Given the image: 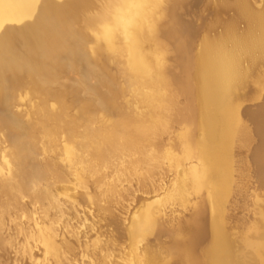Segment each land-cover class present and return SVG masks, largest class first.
Instances as JSON below:
<instances>
[{"label":"bare ground","instance_id":"1","mask_svg":"<svg viewBox=\"0 0 264 264\" xmlns=\"http://www.w3.org/2000/svg\"><path fill=\"white\" fill-rule=\"evenodd\" d=\"M147 1L148 0H0V130H1V133L3 132V134L6 135L5 136L6 139L4 141L9 140L11 143V144L9 142L7 143V145H9L10 147L9 146L4 147L5 146L4 142L3 143L0 142L1 144H3L2 145L3 148H5V150L3 149L0 150V194L5 192L4 195L5 194L7 195L8 192H12V194L16 192L18 195H20L18 196L15 193L17 203L18 202L22 203L21 202L22 201L21 198L23 197V196L21 197L22 193L23 195L26 194V196L28 194V197H30L31 200L32 198H34V194H35L36 198H39L42 196L43 198L45 197L47 199H50L48 201L51 202L52 200L55 199V197L54 199H51V195H50L51 187L54 186L53 184L56 181L61 180L64 177L62 166H66L69 169L78 166L79 169L77 171L78 173L77 180L78 182L79 181L82 182L85 175L95 176V178L97 176L99 180V178L101 177L102 170L108 167L109 168L116 167L115 162L119 158L123 159V157H127V160L129 159V164L134 169L141 162L145 163V161L146 162L149 161L151 163L158 156L159 151H157V149H158V143L160 142L159 139L167 131L168 126H169L168 125L169 120L167 121L166 119L168 117L165 115L166 111L172 112V114L168 112H166V114L167 113L171 114L172 117L170 115L168 116L170 118H173L175 122L177 121L178 123L183 124V129L180 131V136H181V144H180L181 146L180 147L182 148L181 150L183 152V155L186 157V159L187 158L192 159V157L195 158L194 156L196 154L200 156L201 155L204 156L203 153L207 148L206 147L204 148L203 141H207V140L209 141V140L216 139V138L218 139L220 137L230 138L231 132H233L234 129L237 131L236 136L238 135L243 145L246 146L250 134H249L248 127H246L242 123L241 119H243L242 118L243 116L247 115V112H246L247 110L241 107L239 108L238 104L236 105H232V104L235 103L234 101L238 99L236 98L238 95V91H237L238 88H241L242 85L244 86L246 79L252 74L257 64L260 62V60L261 62L263 61L262 58H264V10L262 12H257L253 10L250 7V4L248 3V1L246 0H233V1L223 0L221 1L222 3L220 5L222 8L225 9V8L231 7L233 9L234 17H232V19L229 21H225V22L220 21L221 32L218 33L216 37L212 39H204L203 41L204 46H202L204 49H203L202 57L200 59L201 61L197 60L200 63L198 67L196 68L195 66V69L193 70L191 57L187 55L188 52L187 53L185 52L184 45L186 43L184 42L185 43V44L183 43L184 45L181 44V41H179L177 37H179L181 34H184V32L189 31L190 24L192 23L191 22L192 17L194 18L193 5H194L195 0H165L167 2V6L164 8L163 20L161 18V20L158 21V22H162V21L165 22L166 23V25H164L165 28L164 26L161 25V28L163 30L156 29L152 31V33H148L149 30H147L148 32L146 31V28L149 26V23L146 19L144 20V15L147 16L148 14L147 12L152 10V9L146 10ZM152 1L154 0H151V2ZM157 4H158V0L156 3V7H158ZM145 11H147L146 12L147 14H144ZM152 11L154 12V10ZM156 11L154 12V14L156 13ZM149 15H150V12H149ZM148 18H150V16ZM238 19L245 22V27L242 31L236 30V22ZM163 22L161 24H163ZM150 25L152 26V23ZM157 25L158 27H160L159 24ZM150 28L151 27L149 26L148 29ZM152 30H153V26H152ZM150 32H151V29H150ZM171 37L174 38V40L172 41V44L171 42L167 41V38H171ZM146 41H149L153 44L152 48H151L152 44L150 45V48H147L148 46L146 47ZM226 42H231V45L230 46L226 45ZM167 43H170L172 45V48L176 52V57H177L175 64L170 65L171 67L170 69H169V63H168V69H166V71L169 72L170 75L166 76L164 79L166 84L168 85L170 84L172 86V88H169L172 90H169V92L167 93L166 92L163 93L166 95L158 96V98H156L157 101L155 100L154 102L155 104L154 103L147 104L148 106L152 104L153 109L150 108V106H149L150 109L147 108L148 106L145 105L146 101L144 103H140V105L142 104V106L143 104L147 106V107L145 106L143 107L145 111L147 109L149 110V111L147 110L145 113L141 112L142 110L140 106H139L140 109L138 108V106L136 107L140 112L136 111L134 106H133L134 108L128 107L126 104L129 105V101L127 100L125 101L127 103H125L124 101L122 102L126 106H122V103L120 101L122 99V96L125 95V93H127L126 92L127 90H128L127 94L129 95L130 91H133V89H136L134 85L137 82L147 84V86L151 88L150 86L152 85H148V83H145L146 79L143 73L145 71L152 72V67L154 66L153 65L154 64L153 62L154 52L156 51L159 52L158 49H161L162 46L167 47ZM122 44H123V48L120 51L119 48L122 47ZM254 52H258L259 54H262V58L260 59L259 57L260 55L256 54V56L258 55L257 56L258 63L256 64V62L254 61H249L250 59L249 58L248 62H250L251 64L247 67V69L240 70L239 68L241 67L240 65L241 57H243L244 55H246V57L249 55L254 56V54L253 55L250 54ZM241 54H243V56H240ZM256 56L254 59L252 57V60H255ZM119 57H122L123 61L119 60L121 59ZM174 57L175 55L173 56V58ZM160 58H162L161 55H160ZM165 58H168V57H165ZM166 61L168 60L166 59ZM197 61H194V62H197ZM255 61H257V59ZM261 62L259 64H261ZM73 73L76 74L75 77L71 76ZM161 78L160 80L163 83L162 81L163 78L162 79ZM154 82L153 84L156 85L155 83L157 81L155 83ZM162 83L161 85L159 86L157 85V86L159 88L160 86L161 88H163ZM118 86L120 87V90H122L121 91L122 95H120L121 92L119 91ZM260 86H264V78L261 80ZM139 87L141 88V84L140 86L138 85L137 88ZM144 87L145 86H143V88ZM243 89L244 88H242V90ZM144 92L141 93L140 91V93H136V95L143 94L141 96H145ZM147 93L148 92L146 91V94ZM150 94L153 95V93H150ZM158 94H159V91H158ZM131 95L134 96L135 94L133 95L131 93ZM263 95L264 94L257 92V94L253 95L251 98H253L254 100L256 98L263 97ZM155 96L156 94L154 95V97ZM181 97L184 98V100L182 99L183 102H181L180 106H175V108L173 109L174 107L173 105L178 101V99L180 101ZM138 99L141 100L142 98H138ZM143 99H145V97H143ZM257 101H259V99ZM261 101H262V98L259 101V104ZM148 102H150V100L147 101L146 103ZM204 104L205 105H209V104L216 105L217 106L216 108L217 109L219 108L218 112H215L217 111L215 108L213 115L211 113L212 116L210 117L205 113L201 115V117L197 118V115L195 117L194 114H196L195 111H196L197 105H204ZM15 107H17V109H15ZM259 107L261 109L260 105ZM263 107L264 105H262V108ZM151 109L153 111H150ZM72 110L74 111V113L72 112ZM262 112H263V109H262ZM206 116L209 118H206ZM84 117L87 122L94 120L93 123L95 124L96 123L95 121L97 120L98 124L92 126L89 123L84 122L85 121ZM258 123H260V120ZM196 124L197 126L199 125L198 127H201L202 131L204 132V135L202 134V136H200L199 138L195 136L197 134L193 135V133H195L194 132L195 130L192 131V128L195 129L197 127ZM76 125L80 128H77ZM194 125L196 127H193ZM255 126H254L255 129L258 128L257 129V137H258L257 139L260 140V144L258 142L259 140L257 141L258 144L260 145V148L256 150L255 155L258 158L259 163H261L262 165L260 166L264 167L263 166L264 165V125L260 123L258 127L257 126L255 127ZM250 133L252 134V136L255 135V133L254 134L252 132ZM61 138L64 140L62 144H60ZM221 141L224 142L226 140L221 139ZM168 145H169L168 147L171 146L170 144ZM14 146L15 148L11 149ZM161 148H165V147H161ZM172 148H174V146L171 147V149ZM256 148H257V145H256ZM40 154H47V155L52 154L56 159L55 158L52 159L49 156V158H47L46 160L43 161L41 159L42 161H40L39 160L40 158L38 159V157H40L39 156ZM134 154H137L139 156L136 157L135 155L134 157ZM217 155H218L217 156L218 158L219 154ZM14 162L15 163L17 162V164H15ZM157 164L158 163H156V165ZM151 166H150V169L153 168ZM74 169L76 170V168ZM263 169L264 168H261V171H263ZM179 170H182V169H179ZM199 170L200 169H198V172L197 170H194V169L191 171L195 175L194 186L196 190L194 192L195 196L193 200L196 205L194 204V206H192V208L187 213L182 212V215H178V216H182L184 219H181L178 221V223L174 224L173 220L170 218L169 215H165L166 217H162L164 216V214L162 213L159 216H154L153 210H156L155 206L153 205L154 202H149V203L146 201L144 202L145 200L144 198L142 199L143 206H142V209L139 210L140 211L138 212L139 214L134 215V217L131 216L132 219L131 218L130 219H131L132 232H130V235H139V234L141 235V234L148 233L147 235L154 234L155 237H157L163 231L166 232V234L168 235V242L165 241L166 242L165 244L164 243L162 244L160 242H158L159 243L158 244L156 242V244L153 243V245H155L154 248H151L152 247L151 245L149 249L148 248L145 249L147 252V255H149V256L146 255V259H144L146 260L145 264H166L170 260L166 258V255L172 247L178 245L185 250L183 252H186L188 248H192L196 246L198 242L200 243L205 242V247L203 251L201 252L202 255L204 256V259H202L203 260L202 264H248L246 262V259L247 261L250 259V258H247L248 256L252 257L254 260V262L251 263L252 261L251 259L250 261L251 264H264V257L260 260L259 258L257 259L253 257L252 255L253 252L252 251L250 252L249 249L247 252H246L247 249L246 250L244 249L245 250L244 253H246L245 257H242L244 255L240 256L238 254H235V252H232L230 248L233 246L232 241H235V239L227 233L225 227L223 228V225L220 222H217V223L214 222L215 218L213 216L209 218L207 217L205 207H202L197 201L201 198V194L203 191L202 189L203 187L201 183L198 182L197 173H199ZM188 173L189 172H187V174ZM263 173L264 171L260 174L261 178H264L262 177ZM187 174L186 175L183 174L185 178L187 177ZM117 178L115 180H117ZM88 180L90 181V179ZM88 180L86 182H88ZM181 182L182 181H180V183ZM165 183L167 182L165 181ZM133 185L134 184H132V186ZM162 186H159V187H162ZM184 187H186V185ZM110 188H112V185L107 183L106 189L110 190ZM190 188H192V186ZM163 189L161 191V194L163 192L162 195H164ZM83 190L85 191V189ZM167 191H168V188H167ZM150 194H145V195L146 197L148 195V198H149L151 197V195H153V193L151 195ZM4 195H0V197L2 198V196ZM111 196L113 195L111 194ZM158 196L160 197V195ZM209 198L213 199L212 193L210 194ZM221 198H218L217 196H215L214 202L215 203L216 202L219 203V201L221 202V200L223 199ZM102 199H103V196H102ZM4 200L6 203V198ZM147 201H150V200L147 199ZM0 203L3 204L1 201ZM12 203L10 205H12ZM104 203L106 202L104 201ZM139 204L142 205L141 203ZM6 205H9V203ZM10 205L9 207L11 208ZM18 206L17 208H20ZM45 206L48 208L47 205ZM60 206H59V209H60ZM4 208H6V206ZM2 209L3 208H0V218L4 214L2 213ZM11 210H9L10 213L13 212ZM55 210L56 212L58 211L57 209ZM46 211H50V210H46ZM212 211L213 209H211L210 213ZM5 212L6 213L4 214V216L6 217L8 215L7 214L8 212L7 211ZM22 212H18V213H22ZM47 214L48 213H46V215ZM183 214H187V216L184 217ZM21 215H24V214H21ZM33 215L30 216L29 214L30 217L28 218L33 217ZM36 217H39V216H36ZM47 217L48 215L45 216V218ZM110 217H112V220L114 221L115 226L119 227L120 226V223L118 221L119 217L117 218L116 216L118 220L113 216H110ZM125 217L124 219L127 220ZM0 220H1L0 221V236H1L0 238L2 239L3 234H6L5 231H7L5 230L3 231L4 233L2 232V230L4 229L3 226H5L4 223L5 222L8 223V222L7 221L4 222L3 218H1ZM38 220L40 219L38 218L37 221ZM44 220L41 219V221H44ZM58 220L59 219H57V221ZM99 221L101 222V220ZM113 221L112 222L110 221V222L113 224ZM27 222L29 223L30 221L27 220ZM48 225L50 226L49 223ZM88 225H90V223ZM8 226L10 225L8 224ZM256 226L259 227L257 224ZM110 227L111 226H109L108 229L111 230L112 228ZM250 227H252L254 231V229H256L255 223L251 225ZM43 228L45 227L43 226ZM48 228H45L42 230H38L39 229L38 228L37 231L35 228V231H36L35 233L28 232L29 233L28 234L26 233L27 228H23V226L20 227L19 225L17 231H21L29 235L28 237H31V241L33 239L39 241L40 244H42L45 252H48L49 254H53L54 256L58 258V256H61L59 255L61 251H59L60 248H58V245H56L54 242V237L56 235L54 236L51 229H48ZM102 228H106V227L104 226ZM94 229L96 231V226ZM14 232L16 231L12 232L15 235ZM100 233L102 234V232ZM259 233L257 231V235H259ZM66 234H70V233H66ZM108 234H107V237H108ZM117 234H118V231H117ZM88 235L89 234H87V236ZM255 235H256V232L252 236L254 237ZM261 236H263V234ZM16 237L13 236L12 238L16 239ZM122 237L123 236H121V238ZM129 237L131 238V236ZM76 239L77 237L75 238V240ZM87 239L88 238L85 239L86 242L88 241ZM96 239L94 242H91L92 241L91 240L90 241L91 244L92 243L94 244L96 242ZM107 239H105V241H107ZM125 239L127 240V238ZM98 240H100V238L97 239V242H96L98 243V245L95 243V245L92 244L93 246H91L90 244L91 247H89V244H88L87 248L89 249L93 247L98 248V246L101 243H103L104 248H105V245L108 246V244L111 243L110 242L107 244L105 242L106 243L105 244L103 242L104 239L100 240L101 242H99ZM16 241H18V239L15 240V242ZM130 241H133V240H130ZM11 242L12 240H10V243ZM15 242H12L13 245ZM78 242L79 241H77V243ZM134 242L135 241H133L132 243L134 244ZM4 243H7V242H4ZM24 243H27L26 240ZM112 243L113 244L111 248L113 247L114 243H117V242H112ZM146 243H150V242H145V244ZM141 244L143 243L141 242ZM4 245L5 244H3V246ZM124 245L126 244L124 243ZM78 246H80V244ZM6 247L7 246H5V248ZM23 248L24 247H22V250ZM97 248L96 250H101V249L104 250V248H100V246H99L100 249H97ZM107 248L111 249L109 248V246ZM134 248L137 249L138 246L136 248L134 245V247H132V250ZM30 249H31V246H30ZM93 249L91 251H93ZM108 249L105 248V251H108ZM69 250L67 251L69 252ZM114 250L112 249L111 252ZM81 251L82 250H80V252ZM105 251H103L104 254H101L99 252L98 255L99 254H101L102 256L106 255L105 253L107 252ZM121 251L118 250V252H121ZM140 251L141 250H139V253ZM142 251H141L142 253L141 255H143L145 252V251L143 252ZM233 251H234V248H233ZM7 252H9V249ZM45 252L43 254H46ZM0 253L2 255L3 250L2 252L0 251ZM259 253H260V250H259ZM91 254L89 252V255L91 257L94 256V254L95 256H97L96 253L94 254L91 253ZM108 254L109 253H107V256L114 255V254H109V255ZM247 254L249 255L246 256ZM14 255L12 257H14ZM101 255L99 256L101 257ZM120 255L121 254L119 253V256ZM68 256H70L69 253H68ZM99 256L95 257V263L97 264L100 263V261L99 263L97 262L98 259L101 260ZM161 256H165V259H167L168 261L162 258L161 260L163 261V263L162 261L160 262L159 258H161ZM181 256H184V254L181 253L179 255H175L173 256V259L176 257H181ZM192 256L194 257L195 254ZM203 256L201 257L203 258ZM6 257H4V260H7ZM136 257H134V259ZM2 258L0 260H3ZM196 258L195 257L194 259L192 258L195 261V263L197 260ZM18 259L21 260L22 258H18ZM43 259L44 258L40 260L39 264H43ZM103 259H104V256H103ZM118 259L120 260V258ZM124 259H125V256L123 260ZM163 259L165 260V263ZM24 260L20 261V263L25 264ZM45 260H44V263L46 264ZM86 260L88 259L86 258ZM91 260L89 259L88 261H91ZM107 260L105 258L104 260L105 264ZM123 260H122V264H124ZM61 261L62 260H60V263ZM77 261H78V258H77ZM83 261H82V264H84ZM108 261H110L111 263V260H108ZM9 263L12 264L11 261H9ZM51 263H53V261H51ZM91 263L93 264L94 261H91ZM125 263H126V260H125ZM195 263H192V264H195ZM34 264H38V261H36V259H35ZM136 264H138L137 261H136ZM197 264H199V261Z\"/></svg>","mask_w":264,"mask_h":264},{"label":"rangeland","instance_id":"2","mask_svg":"<svg viewBox=\"0 0 264 264\" xmlns=\"http://www.w3.org/2000/svg\"><path fill=\"white\" fill-rule=\"evenodd\" d=\"M221 1L223 0H195L194 2V5H193V10H194V18L192 17V20H191V24H190V28H189V31H186L184 32V34H181L179 37H177V39H179V41H181V44L184 45L185 47V52L187 53V55L189 57H191V62H192V69L194 70L195 69V66L196 68L198 67L199 65V61L197 60H200L201 57H202V53H203V41L204 39H212L214 37H216L218 35V33L221 32V23L220 21H229L232 19V17H234V11L231 7H228V8H222L221 7ZM233 1V0H231ZM248 1V3L250 4V7L257 11V12H262L264 10V0H246ZM156 2L157 3V0L155 1H152L151 0L147 1L146 2V10H149V9H152L154 10V12L156 11V13L154 14V12L152 10H150V15H149V12L145 11L144 14H147L144 15V20L146 19L149 23V26L151 27V32H150V29H148V27L146 28V31L149 30L148 33H152V31L158 29V30H163L161 28V25L164 26L166 25L165 22H163V24H161L162 22H158L161 20H163V16H164V8L167 6V2L165 0H158V4L156 7ZM148 4V5H147ZM153 4V5H152ZM155 4V5H154ZM147 12V13H146ZM153 12V14H152ZM150 18H148L149 16ZM145 21V22H147ZM150 21V22H149ZM152 21V22H151ZM219 21V22H217ZM154 22V23H153ZM152 23V26H153V30H152V26L150 25ZM165 23V24H164ZM156 24V25H155ZM160 27H158V25ZM148 25V24H147ZM157 26V27H156ZM245 27V22L238 19L237 22H236V30L238 31H242ZM165 28V26H164ZM212 28V29H211ZM190 34V35H189ZM185 36V37H184ZM176 39V38H175ZM174 40V38H167V41L168 42H171L172 44V41ZM186 40V41H185ZM149 44H148V43ZM148 44V45H147ZM152 43L149 42V41H146V47L147 48H150V45ZM170 43H167V47L165 46H162L161 49H158V51L154 52L153 54V62H154V66L152 67V72L150 71H145L143 74H144V77L146 79L145 83H148V85H152L150 86L151 88H149V86H147V84H143V83H139L137 82L134 87H136V89L140 90L141 93L144 92L145 96H141L143 94H137L136 93H140V91L136 90V89H133V91H130V94L128 95V90L126 91L127 93H125V95L122 96V99L120 100L121 103L124 101H129V105L126 104L128 107H135V110L136 111H139L136 107L140 106L141 108V112L145 113V109L143 108L145 105L147 104H150V103H154L156 98H158V96L160 95H166V94H163L164 92H169V90H172V89H169V88H172V86L169 84H166V82L164 81L165 77L170 75L169 72L166 71V69H168V63H169V69L171 68L170 65L172 64H175L176 62V52L173 50L172 48V45ZM171 45V46H170ZM226 45L230 46L231 45V42H226ZM153 44L151 45V48H152ZM169 46V47H168ZM187 47V48H186ZM189 47V48H188ZM121 48V49H120ZM119 50L121 51L122 48H123V44H122V47H120ZM190 49V51H189ZM175 52V54H174ZM240 53V52H239ZM175 57L173 58L174 55ZM201 54V55H200ZM244 54V53H243ZM243 54H241L240 56H243ZM251 55L254 54V56H247L244 55L243 57H241V67L239 68L240 70L241 69H247V67L251 64L250 62H248V59L249 61H254L256 62V64L258 63V55H260V59L262 58V54H259L258 52H254V53H250ZM256 54H258L256 56ZM160 55L162 58H160ZM192 55V56H191ZM256 56V59L257 61L255 60H252V57L253 59L255 58ZM123 57V56H122ZM122 57H119L121 59V61H123ZM165 57H168V58H165ZM152 58V59H153ZM193 58V59H192ZM197 58V59H196ZM160 59V60H159ZM163 59V60H161ZM166 59L168 61H166ZM171 59V60H170ZM240 59V58H239ZM259 59V60H260ZM156 60V61H155ZM262 62L261 64H257L256 68L254 69V71L252 72V74L246 79V82L244 83V86L242 85L241 88H238V95L236 98H238L236 101H234L235 103H233L232 105H236L238 104L239 108H244L245 110H247V118L246 116H243L241 119L242 123L248 127L249 129V134L250 136H252V134L250 132H252L253 134L255 133V135H253L252 137L249 136V139H248V142L245 145H243V143L241 142L239 136L237 135L236 136V133L237 131L234 129L233 132H231V136L230 138H216V139H212V140H207V141H203L204 142V148L206 147L207 149L204 151V156L203 155H198L196 154L192 159L191 158H187L183 155V152H182V148L180 147L181 145V136H180V131L183 129V124L181 123H178L177 121L175 122L173 120V118H170L168 115L171 116L172 112L171 111H166L168 113H171V114H166L165 112V115L168 117L165 118L167 119L168 121V129L167 131L160 137L159 139V143H158V149L157 151L158 152V156L157 158H155L151 163H155L154 165L151 164L149 161H145L144 162H141L138 164L137 167H135V169L133 167H131V165L129 164V159L127 160V157H123L122 158H119L116 162H115V165L116 167L114 168H106L104 170H102L101 172V177L95 178V176H91V175H85L82 182L79 181L78 182V178H77V171H78V166L74 167L76 168V170L74 168H67L66 166H62V171L64 173V177L63 179L61 180H58L56 181L51 187V191H50V195H51V199H55L52 200L51 202H49L48 200L50 199H47V198H43L42 196L39 197V198H36L35 197V194H34V198H32V200L30 199V197H28V194L26 196V194L21 195V202L22 203H17V199H16V195H18L16 192V195L15 193L12 194V192H6V194L4 195V193L0 194V195H4L2 196V198L0 199V201L3 203L1 204L0 203V208H3L2 209V213H6L5 211H7L8 215L5 217L4 214L1 216V218L4 219V222L7 221L8 223H4L5 226H3V231H5L6 234H3V237H2V242L0 240V251L2 252L3 250V254L1 255L0 253V259L2 258L3 260H0V264H8L9 261H11L12 264H19L20 261H25V264H34L35 263V259L36 261H38V264L40 263V260L42 258L43 259V264L44 263V260L46 261V264H59L60 263V260L61 263L60 264H82V261L84 264H92L91 261H94L95 263V257H98L99 255L101 254H104L103 251H105V248L108 249L107 247L109 246V248H111L112 246V242H117V243H114L113 247L111 249H108V251H105L109 254H114V255H109L107 256V253H105L106 255H103L104 256V259H103V256L101 255V257L99 256V258L101 260H99L98 258V263L100 261L99 264L103 263V261L108 259V260H111V263L110 261H106V264L109 263V264H122V260L125 256V259L123 260V263L124 264H136V261L138 264H145L146 260V255H147V252L145 249H149V247H152L151 248H154L155 245H153V243L156 244V242H160V243H166L165 241L168 242V235L166 234V232H161L157 237H155L154 234H150V235H147L148 233H145V234H139V235H130V232H132V228H131V219L132 217H134V215H137L139 214L138 212H140L139 210L142 209V199L144 198V202H154V206H155V209L156 210H153V215L154 216H159L161 215L162 213L164 214V216L162 217H166L165 215H169L170 218L173 220V223H178L179 220L181 219H184L182 216H178V215H182V212H188L192 206H194V196H195V186H194V178H195V175L193 174V172H191L193 169L194 170H197L198 172V169L199 170V173H197L198 175V182L201 183L202 185V194H201V198L198 201V203L202 206V207H205V211H206V215L207 217H214V222H220L222 225H223V228L225 227L227 233L229 235H231V237H233L235 239V241H232V244L233 246L230 248V250H232V252H235V254H238V255H244L242 257H245V254L244 251L246 250V252L248 251V249L250 250V252L252 251L253 252V257L255 258H259L262 259L264 257V178H261V173L264 171H261V168H264V167H261V163H259L258 161V158L256 157L255 155V152L256 150H258L260 148V140L257 139V129L258 128H254V126L256 125L258 127V125L260 123H262L264 125V107L262 108V105H264V100H262L260 102V104L256 105V106H253L254 104L253 103H258L261 98L263 97H260V98H256L253 100V98H251L253 95L257 94L258 93H262L264 94V86H260V82L261 80L264 78V58H262ZM170 61V62H169ZM173 61V62H172ZM194 61H197V62H194ZM201 61V60H200ZM243 61V62H242ZM152 62V63H153ZM161 62V64H160ZM166 63V64H164ZM178 63V62H177ZM253 63V62H252ZM194 64V65H193ZM197 64V65H196ZM255 64V63H254ZM255 64V65H256ZM243 66V67H242ZM163 67V68H162ZM173 67V66H172ZM154 68V69H153ZM151 70V69H150ZM154 70V71H153ZM165 70V71H164ZM148 72V73H147ZM146 73V75H145ZM154 73V74H153ZM160 73V74H159ZM153 74V75H152ZM165 74V76H164ZM76 74H72L71 76L75 77ZM160 76V77H159ZM163 78V83L161 82L160 78ZM159 78V79H158ZM161 78V79H162ZM151 79V80H150ZM155 79V80H154ZM158 79V80H157ZM156 82H154V81ZM149 81V82H147ZM152 81V83H151ZM159 81V82H158ZM255 81V83H254ZM153 82L156 84L154 85ZM150 83V84H149ZM162 83V87L160 86V88L158 87L159 85H161ZM141 84V88H137L138 85L140 86ZM164 84V85H163ZM147 87L143 88V86ZM158 85V86H157ZM169 87H168V86ZM171 86V87H170ZM248 88H247V87ZM119 87V86H118ZM153 87V88H152ZM157 87V88H156ZM260 87V88H259ZM159 88V90H158ZM167 88V89H166ZM242 88H244L242 90ZM247 88V89H246ZM255 90H254V89ZM154 89V90H153ZM240 89V90H239ZM118 90V89H117ZM126 90V89H125ZM124 90V91H125ZM135 90V91H134ZM119 91L121 92L122 90H120V87H119ZM146 91L148 92L146 94ZM158 91H159V94H158ZM240 91V92H239ZM244 91V92H243ZM249 91V92H248ZM251 91V92H250ZM155 92V93H154ZM161 92V93H160ZM131 93L134 95L132 96ZM150 93H153L150 94ZM241 93V94H240ZM246 93V94H245ZM156 94V96L154 97V95ZM243 94V95H242ZM120 95H122V92L120 93ZM140 95V97H139ZM242 95V97H241ZM125 96V97H124ZM127 96V98H126ZM130 96V97H129ZM138 96V97H136ZM152 96V97H151ZM143 97H145V99H143ZM147 97V98H146ZM246 97V98H244ZM121 98V96H120ZM138 98H142L141 100H139ZM130 99V100H129ZM137 99V100H136ZM177 99V98H176ZM175 99V100H176ZM182 99L184 100V98H180V101L178 99V101L173 105V109L175 108V106H180L181 105V102ZM259 99V101H257ZM136 100V101H135ZM148 103H146L147 101H149ZM152 100V101H151ZM141 101V102H140ZM146 101V102H145ZM157 101V100H156ZM145 102V105L142 104L140 105V103H144ZM175 102V101H174ZM127 103V102H125ZM124 103H122V106H126L125 104L123 105ZM152 104L149 105L150 108H152ZM155 104V103H154ZM253 104V105H252ZM132 105V106H131ZM252 105V106H251ZM259 105L261 106V109L259 107ZM148 106V105H147ZM145 106V107H147ZM149 106L147 108H149ZM251 106V107H250ZM133 107V108H134ZM217 106L214 105V104H209V105H197L196 107V111L194 114L195 117L197 115V118L198 117H201V115H203L204 113L207 114L209 117L213 115L214 111H215V108ZM253 107V108H252ZM259 107V109H258ZM139 108V109H140ZM149 108V109H150ZM214 108V109H213ZM248 108V109H247ZM252 108V109H251ZM15 109H17V107H15ZM153 109V108H152ZM150 110V111H153V110ZM219 109V108H218ZM218 109L216 108L217 111L215 112H218ZM262 109H263V112H262ZM71 111V109H70ZM149 111V110H148ZM213 111V112H212ZM72 112L74 113V111L72 110ZM140 112V111H139ZM208 112V113H207ZM250 112V113H249ZM72 113V114H73ZM212 113V115H211ZM251 114V115H250ZM258 116V117H257ZM98 117V116H97ZM172 117V116H171ZM206 116V118H209ZM251 119H250V118ZM171 120H170V119ZM196 118V119H197ZM85 120V121H84ZM84 122H87L85 117H84ZM260 120V123H258ZM94 120H91L87 123H89L90 125H96L98 124L97 120L95 121L96 123L94 124L93 123ZM173 121V122H172ZM257 121V122H256ZM258 123V124H257ZM103 125V124H102ZM77 126V125H76ZM197 126V124H196ZM195 125L193 127H196ZM199 126V125H198ZM196 127L195 129L192 128V131L195 130L193 133V135L197 136L198 138L200 136H202V134L204 135V132L202 131V128L201 127ZM255 126V127H256ZM77 128H80L77 126ZM170 128V129H169ZM172 128V129H171ZM255 129V130H253ZM82 130V129H81ZM4 131V130H3ZM79 131V130H78ZM202 131V132H201ZM178 134H177V133ZM0 134L3 135L4 137L6 135L3 134V132L1 133V130H0ZM167 134V135H166ZM0 135V142H4V147H7L9 145H7V143L10 141L9 140H6V137L4 138L3 136ZM169 136V137H167ZM3 139H2V138ZM86 137V136H85ZM162 138V139H161ZM203 138V137H201ZM239 138V139H238ZM252 138V139H251ZM2 139V140H1ZM169 139V140H167ZM174 139V140H173ZM220 139V140H219ZM221 139L223 140H226V141H221ZM171 140V141H170ZM253 140V142H252ZM259 140V141H258ZM166 141V143H165ZM170 143H169V142ZM220 141V143H219ZM240 141V142H239ZM259 144H258V142ZM64 142V140L61 138L60 139V144H62ZM163 142V143H162ZM173 142V144H172ZM231 144H230V143ZM257 144H256V143ZM6 143V144H5ZM16 143V142H14ZM238 143V144H237ZM255 143V144H254ZM1 144V143H0ZM11 144V143H10ZM166 144V146H165ZM170 144L171 146L168 147ZM202 144V143H201ZM200 144V146H201ZM254 144V145H253ZM3 144L0 145V148ZM256 145H257V148H256ZM259 145V146H258ZM171 149V147H173ZM10 147V146H9ZM160 147V148H159ZM161 147H165V148H161ZM15 148L12 147L11 149ZM178 148V150H177ZM5 150V148H2L0 150ZM8 149V148H6ZM164 149V150H163ZM237 149V150H236ZM255 149V150H254ZM173 150V151H172ZM236 150V151H235ZM167 151V152H166ZM176 153H175V152ZM180 151V152H179ZM174 152V153H173ZM179 152V153H177ZM172 155H171V154ZM170 156H169V155ZM174 154V156H173ZM182 154V155H181ZM217 154H219V157L217 158ZM139 156L137 154H134V157ZM163 155V157H162ZM208 155V156H207ZM40 157H38V159L40 161H44L46 160L47 158H52L54 159L55 157L52 155V154H40L39 155ZM45 158H44V157ZM48 156V157H46ZM244 156V157H243ZM160 157V158H159ZM174 157V158H173ZM179 157V158H178ZM182 157V158H181ZM44 158V159H43ZM184 158V160H183ZM42 159V160H41ZM56 159V158H55ZM162 159V160H161ZM197 159V160H195ZM123 160V161H122ZM169 160V161H167ZM257 160V161H256ZM165 161V162H164ZM173 161V162H172ZM181 161V163H180ZM195 161V162H194ZM121 164H120V163ZM161 162V163H160ZM163 162V163H162ZM179 162V163H178ZM15 163V162H14ZM144 163V164H143ZM156 163H158L156 165ZM173 163V164H172ZM17 164V162L15 163ZM179 164V165H178ZM181 164V165H180ZM183 164V165H182ZM147 165V166H146ZM152 165V166H151ZM166 165V166H165ZM186 165V166H185ZM261 165V166H260ZM119 166V168H118ZM150 166L153 167L150 169ZM155 166V167H154ZM169 166V167H168ZM176 166V167H175ZM197 166V167H196ZM261 168H260V167ZM264 166V165H263ZM128 167V168H127ZM142 167V168H141ZM183 167V168H182ZM189 167V168H188ZM208 167V168H206ZM249 167V168H248ZM255 169H254V168ZM124 168V169H123ZM161 168V169H160ZM174 168V170H173ZM178 168V169H177ZM188 168V169H187ZM191 168V169H190ZM197 168V169H196ZM202 168V170H201ZM66 169V170H65ZM117 169V170H116ZM121 169V170H120ZM177 169V170H176ZM179 169H182V170H179ZM71 170V172H70ZM108 170V172H107ZM158 170V171H157ZM184 170V171H183ZM261 172H260V171ZM111 171V172H110ZM135 171V172H134ZM145 171V172H144ZM122 172V173H121ZM134 174H133V173ZM156 174H155V173ZM183 172V173H182ZM187 172H189L187 174ZM67 173V174H66ZM106 173V174H104ZM238 173V174H237ZM73 174V175H72ZM115 174V175H113ZM117 174V175H116ZM119 174V175H118ZM126 174V175H125ZM130 174V175H129ZM159 174V175H158ZM183 174H187V177L185 178ZM201 174V175H200ZM203 174V175H202ZM205 174V175H204ZM228 174V175H227ZM70 175V176H69ZM154 175V176H153ZM174 175V176H173ZM194 175V176H193ZM196 175V176H197ZM264 173L262 174V177ZM73 176V177H71ZM118 176V178H117ZM122 176V177H121ZM162 176V177H161ZM164 176V177H163ZM191 176V177H190ZM204 176V177H203ZM88 177V178H86ZM174 177V178H173ZM176 177V178H175ZM95 178V179H93ZM114 178V179H113ZM117 178V180H115ZM135 180H134V179ZM148 178V179H147ZM164 178V179H163ZM193 178V179H191ZM259 178V179H258ZM65 179V180H64ZM68 179V180H66ZM85 179V181H84ZM90 179V181L88 180ZM124 179V180H123ZM190 179V180H188ZM88 180V182H86ZM111 180V181H110ZM115 180V181H114ZM120 180V181H119ZM152 180V181H151ZM174 180V181H173ZM177 180V181H176ZM203 180V181H202ZM208 180V181H206ZM118 181V182H117ZM139 181V182H138ZM150 181V182H149ZM158 181V182H157ZM165 181L167 183H165ZM170 181V182H169ZM172 181V182H171ZM180 181H182L180 183ZM185 181V182H183ZM59 184H58V183ZM66 182V183H65ZM75 182V183H74ZM78 182V183H76ZM92 182V183H91ZM112 182V183H111ZM133 182V183H132ZM143 182V184H142ZM146 182V183H145ZM148 182V183H147ZM168 184V185H163L162 184ZM190 182V183H189ZM204 182V183H203ZM86 183V184H85ZM88 183V184H87ZM107 183L108 184H111L112 185V188H110V190H107L106 189V186H107ZM120 183V184H118ZM145 183V184H144ZM176 183V184H175ZM185 183V184H184ZM62 184V185H61ZM76 184V185H75ZM81 184V185H80ZM85 184V185H84ZM90 184V185H89ZM101 184V185H100ZM104 184V185H103ZM115 184V185H114ZM117 184V185H116ZM124 184V185H123ZM132 184H134L132 186ZM184 184V185H183ZM72 185V186H71ZM80 185V186H79ZM87 185V186H86ZM98 185V186H97ZM138 187H137V186ZM165 187H163V186ZM170 185V186H169ZM173 185V186H172ZM186 185V187H184ZM231 185V186H230ZM67 188H66V187ZM82 186V187H81ZM141 186V187H140ZM159 186H162V187H159ZM172 186V187H171ZM192 186V188H190ZM61 187V189H60ZM64 187V189H63ZM79 187V188H78ZM87 187V188H86ZM183 187V188H182ZM194 187V188H193ZM76 188V189H75ZM78 188V189H77ZM82 188V189H81ZM139 188V189H138ZM144 188V190H143ZM164 188V189H163ZM166 188V189H165ZM167 188H168V191H167ZM170 188V190H169ZM174 188V189H173ZM69 189V191H68ZM75 189V190H74ZM85 189V191L83 190ZM87 189V190H86ZM107 191H106V190ZM142 189V190H141ZM162 189L164 190V195L163 192L161 194V191ZM188 189V190H187ZM190 189V190H189ZM237 189V190H236ZM66 190V191H65ZM117 190V191H116ZM137 192H136V191ZM150 190V191H149ZM185 190V191H184ZM223 190V192H222ZM72 193H71V192ZM111 193H110V192ZM115 193H114V192ZM189 191V192H188ZM216 191V192H215ZM237 191V192H235ZM100 192V194H99ZM139 192V193H138ZM153 193V195L150 194ZM159 192V193H158ZM167 192V194H166ZM205 192V193H204ZM53 193V194H52ZM108 193V194H107ZM119 193V194H118ZM136 193V194H135ZM171 193V194H170ZM213 194V199H210V194ZM103 194V195H102ZM111 194L113 196H111ZM117 194V195H116ZM142 194V195H141ZM144 194V195H143ZM145 194H150L151 197L148 198V195L146 197ZM155 194V195H154ZM157 194V195H156ZM217 196L218 198H221V202L219 201L218 202H214L215 201V196ZM227 194V195H226ZM240 194V195H239ZM93 195V196H92ZM107 195V196H106ZM110 195V196H108ZM121 195V196H120ZM160 195V197L158 196ZM182 195V196H181ZM20 196V195H18ZM53 196V197H52ZM97 196V197H96ZM102 196H103V199H102ZM135 198H134V197ZM171 196V197H170ZM220 196V197H219ZM64 197V199H63ZM101 197V198H100ZM119 197V198H118ZM142 197V198H141ZM160 199H158V198ZM187 197V198H186ZM206 197V198H204ZM6 198V203H5V199ZM29 198V199H28ZM89 198V199H88ZM228 198V199H227ZM59 201H58V200ZM115 199V200H114ZM147 199H149L150 201H147ZM162 199V200H161ZM203 199V200H202ZM11 200V201H10ZM35 200V201H34ZM42 200V201H41ZM97 200V201H96ZM155 200V201H154ZM158 200V201H157ZM225 200V201H224ZM228 200V201H227ZM4 201V202H3ZM15 201V202H14ZM104 201L106 203H104ZM161 203H160V202ZM164 203H163V202ZM213 201V202H212ZM14 202V203H12ZM39 202V203H38ZM49 202V203H48ZM56 204H54V203ZM60 202V203H59ZM113 202V203H112ZM129 202V203H128ZM185 202V203H184ZM5 203V204H4ZM9 205L12 203L11 208L9 207V205H6L8 204ZM52 203V204H51ZM59 203V204H58ZM62 203V205H61ZM111 203V204H110ZM115 203V204H114ZM124 203V204H123ZM139 203H141L142 205H140ZM54 204V205H53ZM130 204V205H129ZM180 204V205H179ZM14 205V206H13ZM20 205V206H18ZM25 205V207H24ZM30 205V206H29ZM47 205L48 208L45 206ZM50 205V206H49ZM57 205V207H56ZM62 207H61V206ZM67 207V208H65ZM78 205V207H77ZM122 205V206H121ZM126 205V206H125ZM139 205V206H138ZM159 205V206H158ZM196 205V204H195ZM6 206V208H4ZM16 206V207H15ZM20 207V208H17ZM24 208H23V207ZM59 206H60V209H59ZM98 206V207H97ZM121 206V207H120ZM125 206V207H124ZM138 206V208H137ZM141 206V207H140ZM8 207V208H7ZM13 207V208H12ZM15 207V208H14ZM42 207V208H41ZM45 207V208H44ZM51 207V208H50ZM70 207V208H69ZM77 207V208H76ZM120 207V208H119ZM153 207V206H152ZM159 207V208H158ZM95 208V209H94ZM181 210H180V209ZM183 208V209H182ZM12 209V210H11ZM14 209V210H13ZM18 211H17V210ZM21 209V210H19ZM55 209H59V213L58 211L56 212ZM73 209V210H72ZM97 209V210H96ZM117 209V210H116ZM130 211H129V210ZM211 209H213V211L210 213ZM9 210L13 211V212H9ZM46 210H50V211H46ZM55 210V211H54ZM97 212H96V211ZM100 210V211H99ZM137 210V211H136ZM178 210V211H177ZM23 211V212H22ZM67 211V212H66ZM121 211V212H120ZM130 213H129V212ZM136 211V212H135ZM18 212H22V213H18ZM56 212V213H55ZM63 214H62V213ZM100 212V213H99ZM105 212V213H104ZM120 212V213H119ZM125 216H124V214ZM40 215H39V214ZM46 213H48V217L45 218ZM53 213V214H52ZM70 213V214H69ZM98 213V214H97ZM21 214H24V215H21ZM32 216L33 214V217L31 218H28L30 217L29 216ZM32 214V215H31ZM68 214V215H67ZM108 214V215H106ZM116 214V215H115ZM118 214V215H117ZM133 214V215H132ZM44 215V216H43ZM63 215V216H62ZM101 217H100V216ZM106 215V216H105ZM173 215V216H172ZM184 217L187 216V214H183ZM36 216H39V217H36ZM110 216H113L119 221L120 223V226L117 227L115 226L114 224V221L112 220V217ZM132 216V217H131ZM23 217V218H21ZM41 217V218H40ZM95 217V218H94ZM124 217L127 219L125 220ZM0 218V219H1ZM9 218V219H8ZM28 218V219H26ZM40 219L37 221V219ZM62 218V219H61ZM97 218V219H96ZM106 218V220H105ZM111 218V219H110ZM131 218V219H130ZM8 219V220H7ZM31 219V220H30ZM35 219V220H33ZM44 220V221H41ZM57 219H61L60 221ZM95 219V220H94ZM112 222L113 221V224L109 221ZM124 219V220H123ZM30 221L29 223L27 222ZM49 220V221H48ZM101 220V222L99 221ZM176 222H175V221ZM1 221V220H0ZM20 221V222H19ZM36 223H35V222ZM51 221V222H50ZM62 221V222H61ZM104 221V222H103ZM123 223H122V222ZM128 221V222H127ZM50 224V226L48 225V223ZM59 222V223H58ZM67 222V223H66ZM12 223V224H11ZM25 223V224H24ZM35 223V224H34ZM42 225H41V224ZM52 223V225H51ZM54 223V224H53ZM56 223V225H55ZM58 223V225H57ZM90 223V225H88ZM96 223V224H95ZM109 223V224H108ZM255 223V227L256 229H254V231L256 232V235L253 237L252 235L255 234V232L253 231V228L250 227L251 225H253ZM8 224L10 226H8ZM27 224V225H26ZM34 224V225H33ZM39 224V225H38ZM108 224V225H107ZM123 224V225H122ZM125 224V225H124ZM256 224L260 227H257ZM14 225V226H13ZM22 227L23 228H27V232H32V233H35L38 230H42V229H45V228H48V229H51V231L53 232V235L55 236L54 237V242L56 245H58V248H60L59 251L61 256H58V258L56 256H54L53 254H49L48 252H45L42 244H40L39 241L33 239L31 241V237H28L29 235H27L26 233H23L21 231H17L18 227ZM25 225V226H24ZM37 227H36V226ZM107 225V226H106ZM43 226L45 228H43ZM55 226V227H54ZM69 226V227H68ZM81 226V227H79ZM95 226H96V231H95ZM99 226V227H98ZM101 226V227H100ZM106 227V228H102V227ZM111 226L110 228H112L111 230L108 229V227ZM52 227V228H51ZM54 227V228H53ZM93 229H92V228ZM35 228H36V231H35ZM74 228V229H73ZM86 228V229H85ZM88 228V230H87ZM259 228V229H257ZM9 229V230H8ZM55 229V230H54ZM66 233H70V234H66L64 232V230ZM71 229V230H70ZM92 229V230H91ZM102 232V234L98 231ZM29 230V231H28ZM78 230V231H77ZM85 230V231H84ZM104 230V231H103ZM111 233H110V231ZM114 230V231H113ZM122 230V231H120ZM13 231H16L14 232L15 235L12 233ZM74 231V232H73ZM91 233H90V232ZM93 231V232H92ZM96 233H95V232ZM113 231V232H112ZM117 231H118V234H117ZM254 233H252V232ZM257 231L259 233V235H257ZM73 232V233H72ZM107 232V233H106ZM4 233V232H3ZM20 233V234H19ZM84 233V234H83ZM106 233V234H105ZM109 233V234H108ZM263 236H261L262 234ZM19 234V235H18ZM29 234V233H28ZM74 234V235H73ZM86 234V235H85ZM87 234H89L87 236ZM95 234V235H94ZM97 234V235H96ZM107 234H108V237H107ZM128 234V235H127ZM27 237H26V236ZM63 235V236H62ZM68 237H67V236ZM94 235V236H93ZM105 238H104V236ZM11 238H9V237ZM13 236H18L15 238H12ZM71 236V237H70ZM87 236V237H85ZM98 236V237H97ZM100 236V237H99ZM116 236V238H115ZM119 236V237H117ZM121 236H123L121 238ZM128 236V237H127ZM131 236V238L129 237ZM139 236V237H138ZM250 238H249V237ZM1 237V236H0ZM20 237V238H19ZM22 237V238H21ZM77 237V239L75 240V238ZM112 237V238H111ZM27 238V239H26ZM30 240H29V239ZM70 238V239H69ZM86 238H88L86 242ZM91 238V239H90ZM100 238V240H103V242L105 243H110L108 244V246L105 245V248H104V245L103 243H101L99 246L100 248H104V250H96L97 247H93V248H87L88 247V244H89V247L95 245V243L97 242V239ZM102 238V239H101ZM108 238V239H107ZM111 238V239H110ZM127 238V240L125 239ZM148 238V239H147ZM155 238V239H154ZM157 238V239H156ZM162 238V239H161ZM164 238V239H163ZM5 239V241H4ZM14 239V241H13ZM15 242V240H17ZM24 239V240H23ZM82 239V241H81ZM96 239V242L92 245L91 242H94ZM105 239H107V241H105ZM129 239V240H128ZM10 240H12V242H15L14 245L13 243L11 244L10 243ZM26 240L27 243H24ZM92 240V241H91ZM100 240H98L99 242H101ZM130 240H133L135 241L134 244L132 243L133 241H130ZM151 240V241H150ZM158 240V241H157ZM161 240V241H159ZM163 240V241H162ZM9 241V243H8ZM64 241V243H63ZM77 241H79L78 243L80 244V246H78L79 244L77 243ZM91 241V242H90ZM119 241V242H118ZM125 241V242H124ZM128 241V242H127ZM150 242V243H146L145 242ZM154 241V242H153ZM4 242H7V243H4ZM18 242V244H17ZM84 242V243H83ZM123 242V243H122ZM141 242L143 244H141ZM83 243V244H82ZM87 243V244H86ZM105 243V244H106ZM124 243L126 245H124ZM130 243V244H129ZM140 243V245H139ZM3 244H5L3 246ZM8 244V245H7ZM12 246H11V245ZM16 244V245H15ZM29 244V245H27ZM40 244V245H39ZM63 244V245H61ZM78 244V245H77ZM91 244V246H90ZM98 245V243H96ZM122 244V245H121ZM132 244V245H131ZM137 244V245H136ZM148 244V246H147ZM159 244V243H158ZM24 245V246H23ZM34 248H33V246ZM86 245V246H84ZM135 247L138 248L139 250L142 251H145L143 255H141V251L139 253V250L137 249H133L132 250V247ZM145 247H144V246ZM202 245V246H201ZM248 245V246H247ZM5 246H7V250L5 248ZM9 246V247H8ZM16 246V247H15ZM30 246H31V249H30ZM40 246V247H39ZM42 246V247H41ZM61 246V247H59ZM98 246L97 249H100ZM102 246V247H101ZM121 246V247H119ZM125 248H124V247ZM142 246V247H140ZM21 247V248H19ZM22 247L23 250H22ZM36 247V249H35ZM86 247V248H85ZM131 247V248H130ZM198 247V248H197ZM205 247V242H198L196 246L192 247V248H188L186 252H183L185 251L182 247L176 245L174 247H172L167 255H166V258L165 259V256H161L160 259V262L162 261L161 259L164 258L165 260H167L168 262L166 264H192V263H195V261L193 260L194 257L197 259L196 260V263H198L199 261V264L203 263V260L204 259V256L202 255V251ZM240 247V248H239ZM4 248V249H2ZM11 248V249H10ZM15 248V250H14ZM64 250H63V249ZM83 248V249H82ZM117 248V249H116ZM119 248V249H118ZM142 248V249H140ZM233 248H234V251H233ZM9 249V252H12L9 253L7 252ZM19 249V250H18ZM42 249V250H41ZM70 249V250H69ZM93 249V251H91ZM114 250L111 252V250ZM175 249V250H174ZM201 249V250H200ZM245 249V250H244ZM5 250V252H4ZM35 250V251H34ZM38 250V252H37ZM63 250V251H62ZM69 250V252L67 251ZM80 250H82L80 252ZM90 250V251H89ZM110 250V252H109ZM118 250H122L121 252H118ZM137 250V251H136ZM239 250V251H238ZM256 252H255V251ZM259 250H260V253H259ZM19 251V252H18ZM22 251V253H21ZM90 254L91 253H96L97 256H90L89 255V252ZM96 251V252H95ZM117 251V252H116ZM128 251V252H127ZM142 251V252H143ZM238 251V253H237ZM243 251V252H242ZM27 252V253H26ZM46 253V254H43V253ZM70 256H68V253ZM80 252V254H79ZM85 252V253H84ZM101 253L98 255V253ZM138 252V253H137ZM172 252V253H171ZM248 252V253H250ZM258 252V253H257ZM16 253V254H15ZM26 253V254H25ZM32 253V254H31ZM67 253V254H66ZM88 253V254H87ZM119 253L121 254L119 256ZM137 253V254H136ZM183 253L184 256H181V257H176L173 259V256L175 255H179ZM242 253V254H240ZM257 253V254H256ZM16 257H15V255ZM25 254V256H24ZM37 254V255H35ZM40 254V255H38ZM87 254V255H86ZM135 254V255H133ZM140 254V255H139ZM195 254V256L193 257L192 255ZM260 254V255H259ZM5 255V256H4ZM7 255V257H6ZM14 255V257H12ZM22 255V256H21ZM30 257V258H28ZM64 255V256H63ZM67 255V257H66ZM92 255V254H91ZM118 255V256H117ZM127 255V256H126ZM163 255V254H162ZM249 254H247L246 256H248ZM251 255V256H252ZM18 256V257H17ZM38 256V257H37ZM44 256V257H43ZM53 256V258H52ZM76 256V257H74ZM78 256V257H77ZM80 256V258H79ZM89 258H88V257ZM107 256V257H106ZM117 256V257H116ZM122 256V257H121ZM133 256V257H132ZM137 256V257H136ZM139 256V257H138ZM145 256V257H144ZM149 256V255H147ZM203 256V258L201 257ZM260 256V257H259ZM4 257H6L7 260H4ZM12 257V258H11ZM62 257V258H61ZM66 257V258H64ZM91 257V258H90ZM109 257V258H108ZM111 257V259H110ZM116 257V258H115ZM129 257V258H127ZM132 257V259H131ZM134 257H136L134 259ZM172 257V258H171ZM200 257V258H199ZM15 258H22L21 260H17ZM57 258V259H56ZM77 258H78V261H77ZM86 258L89 260H92L91 261H88L86 260ZM115 258V259H113ZM120 258V260L118 259ZM128 260H127V259ZM193 258V259H192ZM247 258H250L248 261L246 259V262L248 264H251L254 262L253 258L252 257H247ZM31 263H30V261ZM54 259V260H52ZM66 259V260H65ZM71 259V260H70ZM80 259V260H79ZM122 259V260H121ZM130 259V260H129ZM163 259V260H164ZM178 259V260H177ZM187 259V260H186ZM201 259V260H200ZM252 259V261H251ZM16 260V261H15ZM27 260V261H26ZM65 263H64V261ZM125 260H126V263H125ZM136 260V261H135ZM144 260V261H143ZM165 260H164V263H165ZM4 261V263H3ZM51 261H53V263H51ZM129 261V263H128ZM133 261V263H132ZM251 261V263H250ZM86 262V263H85ZM42 263V261H41ZM93 263V264H94ZM163 263V261H162ZM10 264V263H9ZM20 264H23V263H20ZM97 264V263H95ZM105 264V261L104 263Z\"/></svg>","mask_w":264,"mask_h":264},{"label":"water","instance_id":"3","mask_svg":"<svg viewBox=\"0 0 264 264\" xmlns=\"http://www.w3.org/2000/svg\"><path fill=\"white\" fill-rule=\"evenodd\" d=\"M262 100H264V95H263V98H262ZM253 104H254V105H253ZM253 104H252L253 106H256V105H258V104H259V102H258V103H253ZM252 105H251V106H252ZM251 106H250V107H251Z\"/></svg>","mask_w":264,"mask_h":264}]
</instances>
